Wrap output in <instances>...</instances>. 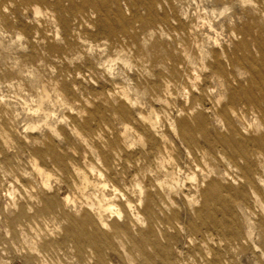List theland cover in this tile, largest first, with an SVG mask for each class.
I'll use <instances>...</instances> for the list:
<instances>
[{
  "label": "rangeland",
  "instance_id": "obj_1",
  "mask_svg": "<svg viewBox=\"0 0 264 264\" xmlns=\"http://www.w3.org/2000/svg\"><path fill=\"white\" fill-rule=\"evenodd\" d=\"M0 264H264V0H0Z\"/></svg>",
  "mask_w": 264,
  "mask_h": 264
},
{
  "label": "bare ground",
  "instance_id": "obj_2",
  "mask_svg": "<svg viewBox=\"0 0 264 264\" xmlns=\"http://www.w3.org/2000/svg\"><path fill=\"white\" fill-rule=\"evenodd\" d=\"M89 209V208H88ZM101 209H99V212H100Z\"/></svg>",
  "mask_w": 264,
  "mask_h": 264
}]
</instances>
